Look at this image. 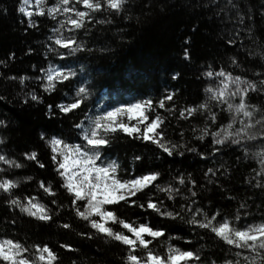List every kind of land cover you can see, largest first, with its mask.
Masks as SVG:
<instances>
[{"label": "trees", "instance_id": "obj_1", "mask_svg": "<svg viewBox=\"0 0 264 264\" xmlns=\"http://www.w3.org/2000/svg\"><path fill=\"white\" fill-rule=\"evenodd\" d=\"M30 2L32 6H28ZM100 2L105 5L103 11L86 18L84 28L70 32L62 9L54 17L48 15V9L58 0H42L40 4L28 0L26 5L24 0H0V120L5 121L0 126V154L23 165L8 174V178L18 181L11 196L0 192V240L19 241L30 249L25 255L35 264H48L39 261L34 247L37 244H47L56 254L52 264H128V246L98 234L90 221L76 215L74 196L63 187V178L52 162L50 141L55 137L69 145L80 144L83 132L76 125L83 122L85 128L89 127L91 122L86 116L94 119L102 114L101 109L152 99L155 106L149 110L150 119L160 116L165 141L168 146L177 145L176 153L168 156L151 141L118 130L111 134L101 159L115 161L119 165L117 175L124 179L159 172L156 183L163 187L171 184L179 189L178 194L169 199L167 192L153 186L150 191L145 190L147 196L139 193L134 199L146 204L151 198L158 202L161 211L179 216H162L124 202L105 208L137 226L146 222L154 229L162 228L161 237L145 236L151 241L148 250L162 258H167L172 247L195 252L200 256L199 264H260L259 252L228 245L215 233L190 221L195 215L206 222L205 214L210 218L219 211L222 215L217 221L227 218L235 228L264 222L262 145L245 138L240 145L226 141L225 145L214 146L213 136L209 135L222 136L225 131L235 134L249 123L254 125L250 134L258 136L264 131V125L256 123L264 119V0H125L118 12L109 10L106 0ZM21 6L34 13L35 28L28 27L29 18L19 12ZM40 7L44 8L43 16L38 15ZM77 8L87 10L82 4ZM69 36L83 45L80 51L70 53L55 45L56 38ZM229 40L235 43L229 44ZM50 47H56L60 55L49 51ZM185 49L190 59H185ZM61 68L71 69L76 75L70 82L54 79V87L45 91L46 76ZM221 68L232 77L241 78L239 87L247 89L252 82L260 89L245 98L246 110L253 113L252 117L236 113L238 96L221 104L206 92L209 87L215 89L220 81L204 73L219 72ZM21 77H26L23 84ZM80 85L89 88L90 95L79 109L61 113L56 106L73 102ZM235 90L236 86L229 83L226 91ZM32 93L39 101L30 99ZM167 93L174 94L173 100L160 108L158 100ZM205 104L206 109L201 108L192 116H180L183 109ZM48 105L53 106V115H49ZM212 113L216 114L215 121L210 119ZM118 119L130 126L137 123L127 115ZM202 135L205 138L198 139ZM213 147L220 150L213 152ZM31 152L37 153L44 168L25 157ZM137 156L139 160L135 159ZM58 159H62L59 154ZM6 167L0 162V168ZM180 176L185 179L184 185L178 183ZM42 180L52 185L55 196L45 194L39 187ZM192 192L197 195L193 197ZM16 196L24 203L26 197H36L34 202L44 205L51 219L40 220L21 212L19 206H10L8 200ZM85 204L86 201L77 202L81 211ZM196 209L201 211L197 213ZM237 215L240 220L235 219ZM64 224L69 228H64ZM109 226L114 231L123 230L119 224ZM133 254L146 259L147 250L137 246ZM191 264L197 262L193 260Z\"/></svg>", "mask_w": 264, "mask_h": 264}, {"label": "snow or ice", "instance_id": "obj_2", "mask_svg": "<svg viewBox=\"0 0 264 264\" xmlns=\"http://www.w3.org/2000/svg\"><path fill=\"white\" fill-rule=\"evenodd\" d=\"M38 4L42 3V0H37ZM25 5L28 0H24ZM125 0H106V5L112 12H118L122 9ZM82 4L86 11L79 10L77 5ZM105 5L100 2V0H58V3L53 5L48 9V15L55 16L63 10L66 16V23L70 25L69 31L79 30L85 27V19L90 18L91 14L103 11ZM6 12L7 9H4ZM19 12L25 14L28 19V27L35 28L37 25L32 20L34 13L32 11L26 10V7L21 6ZM45 14L44 8L40 7L38 15L43 16ZM72 14L75 18H72ZM64 26V22H61ZM57 31L58 30H54ZM55 45L59 46L60 49H69L70 53L80 51L83 45H78L76 40L69 37H58L55 39ZM229 44L235 43L234 40H229ZM29 49V53H31ZM49 51H57L56 47H50ZM185 59H190L188 50L185 49L184 52ZM63 58V56H61ZM3 63V62H0ZM235 63V60H233ZM40 71H45L41 69ZM76 73L71 69L61 68L59 71L53 70L50 74L46 76L48 84L45 85V91H49L54 87V79H62L70 82V78L74 77ZM179 74L173 76L176 78ZM205 76L212 78L216 77L219 79L220 83L214 89L209 87L206 92L211 93V98L216 100L218 103H226L227 99L231 96H238L239 103L236 104L235 111L237 114L243 113L245 117H252L253 113L247 111L248 105L245 103V98L248 96L249 92H259L260 89L255 83L249 82L247 89L239 87L241 83L240 77H232L231 73H226L223 68L219 72L207 71L204 73ZM14 79V78H13ZM26 77L20 78V83L23 84ZM39 79V78H38ZM232 83L236 86L234 92L226 91L228 84ZM264 85V81L261 82ZM90 95V89L83 85H80L72 98L73 102L68 104H59L56 107L61 113L67 114L73 110L79 109L84 99ZM173 93H167L163 98L158 100V105L160 108H164L166 102L173 100ZM30 99L32 101H39V97L32 93L30 94ZM27 102V100L25 101ZM154 102L152 99H147L143 101H137L135 103H124L120 104L119 107H112L110 110L101 109V115H96L95 118L86 116L85 119L89 120L91 123L89 127L85 128L84 123L76 125L83 132V141L80 144L69 145L64 143V141L52 138L50 143L52 144V162L57 165L56 171L60 177L63 178V187L66 188L68 193L74 196L72 200L73 206L76 209V215L81 217L85 221H90L91 228L95 229L98 234H103L105 238H110L112 240L118 241L123 245L129 247V254L127 255L128 264H191L194 260L199 264L200 256L193 251H181L178 248H169V253L167 258H162L160 255L153 254L151 250H148V246L151 243L150 240L145 239V236H151L153 239L161 237L164 234L162 228L154 229L149 226L148 223H139L138 226L134 223H130L126 220L120 219L114 211H109L105 208L106 205H118L121 202L129 204L140 209H151L162 216L173 217L179 216V213H173L170 211H161L158 202L151 198L147 199L146 204L138 203L137 199L139 193H143L147 196L145 190H151L155 186L157 191L167 192L169 194V199H173V194H178L179 189H175L169 184L167 187H163L156 183L160 178V173L156 171H149L144 175L136 176L135 178L124 179L117 175L119 165L115 161H104L101 159V153L105 146L110 143V137L112 133L120 130L127 133L130 136H136L137 138L143 139L145 141H151L156 144L164 153L168 156H173L176 153L177 145L172 144L168 146L165 141V134L161 129L163 120L160 116H155L154 119H150L152 113L149 111L154 107ZM229 109L233 108L232 104L228 105ZM49 115H53V106L48 105ZM201 108L206 109L207 105H201L195 108H186L180 111V116L185 117L187 113L188 116H192L194 113L200 111ZM121 115H127L128 118L136 119L137 123L132 124L120 121L118 118ZM210 119L215 121L216 114L212 113ZM257 124L264 125V119L257 121ZM5 125L4 120H0V126ZM231 127V126H229ZM254 127L251 123L242 127L237 133H232L231 131H225L222 136L217 133H209L213 136V145L222 146L225 145L226 141H230L233 144L240 145L243 139L256 141L262 145L261 156H264V131H262L258 136L250 134V130ZM158 129H160L158 131ZM183 135V133H181ZM235 137H239L236 139ZM41 138H44V134L41 133ZM205 137L202 135L198 139L203 140ZM86 141V144L84 143ZM0 143L3 140L0 139ZM63 145V148H58V146ZM213 152H218L219 147H213ZM189 151H196L195 149H189ZM58 154L62 159H58ZM25 157L28 160L36 161L39 163L36 152L25 153ZM179 155L183 156L184 152H179ZM202 157L204 153H199ZM139 160L140 157H135ZM0 162L6 165V168H0V192L8 193L10 196L13 190L17 187L18 181L8 178V174L11 173L13 169L22 168L23 165L17 162L15 159L9 158L6 154H0ZM264 164V160L261 161ZM41 168H44L43 163H39ZM209 173H214L213 169L208 170ZM26 179H31V177H26ZM178 183L180 185L185 184V179L183 176L178 177ZM191 183L195 185V181L192 180ZM39 187L44 191L45 194L49 196H55V192L52 190V185L45 184L42 180L40 181ZM191 195L195 197L196 192H192ZM26 203L22 202L19 196L10 198L8 204L12 207L19 206L21 212H27L28 215L36 217L37 219L48 221L51 219L48 214L46 207L38 202H34L36 197H26ZM78 201H86L84 210L81 211L80 207L77 205ZM52 203L55 204L56 200L53 199ZM195 203V201H193ZM243 207V205H241ZM201 210L196 209L199 213ZM222 214L217 211L210 218L206 216V222H201L193 216L190 221L193 225L210 230L215 233L216 236L223 239L228 245H233L239 249L247 250L250 249L252 252L260 253V264H264V222L258 225H246L240 228H235L227 220V218H222L221 221H217V217ZM97 217V218H93ZM182 219V217H181ZM236 220H240V216L237 215ZM216 222V224H214ZM110 224H119L123 230H127L130 235L125 234L122 231H114ZM218 225V226H217ZM64 228H69L68 224L63 225ZM82 235H84L82 233ZM137 246H141L143 249L147 250L146 259H142L140 256L133 254ZM36 250L39 252V261H47L48 264H52V261L56 260V254L48 247L47 244L35 245ZM66 248H70V245H64ZM30 249L26 248L19 241H14L12 239L0 240V262H6V264H35L25 253H29ZM239 255V253H238ZM247 259V257L245 258ZM215 264V261L212 262ZM226 264H231V262H226Z\"/></svg>", "mask_w": 264, "mask_h": 264}, {"label": "rangeland", "instance_id": "obj_3", "mask_svg": "<svg viewBox=\"0 0 264 264\" xmlns=\"http://www.w3.org/2000/svg\"><path fill=\"white\" fill-rule=\"evenodd\" d=\"M28 6H32V2H30ZM58 148L62 149L63 147L62 146H58ZM182 264H183V262H182Z\"/></svg>", "mask_w": 264, "mask_h": 264}]
</instances>
